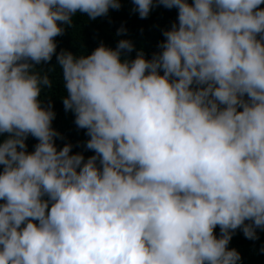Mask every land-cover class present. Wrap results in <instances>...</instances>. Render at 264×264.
Wrapping results in <instances>:
<instances>
[{
  "label": "clouds",
  "instance_id": "clouds-1",
  "mask_svg": "<svg viewBox=\"0 0 264 264\" xmlns=\"http://www.w3.org/2000/svg\"><path fill=\"white\" fill-rule=\"evenodd\" d=\"M131 2L177 10L151 58L57 52L120 0H0V264H240L235 231L264 230V0ZM54 55L87 159L40 99Z\"/></svg>",
  "mask_w": 264,
  "mask_h": 264
},
{
  "label": "trees",
  "instance_id": "trees-1",
  "mask_svg": "<svg viewBox=\"0 0 264 264\" xmlns=\"http://www.w3.org/2000/svg\"><path fill=\"white\" fill-rule=\"evenodd\" d=\"M191 3V0H189ZM119 10L110 9L107 16L98 17L95 20L88 19L86 14L77 13L73 16L72 26H63L65 31L62 35L55 37L57 52L61 49L72 52L74 55L90 54L101 42L104 45L115 48L118 40L129 39L133 42L136 50H143L146 58H151L154 52L159 51L157 45L164 37L162 30L170 28L177 19V10H169L162 6L155 7L150 11L146 19H141L138 13L132 12L134 5L131 0H120ZM264 8V4L260 6ZM123 25L126 33L116 35L117 29ZM134 58L136 51L127 54ZM39 68L47 71L49 68L50 79L53 81L51 89H46L41 93L40 99L44 106L48 101L52 102L55 119L52 127L57 130L63 139H56L55 143L59 149L65 143H71L72 153L80 152L85 159L94 153L84 147V142L88 139L84 129H78L74 123V114L65 112L60 98L65 95L62 85L61 71L56 65L55 55L49 64H42ZM162 74V73H161ZM3 139V137H0ZM37 141L29 136L26 140L27 150L31 152ZM259 239L252 241L246 239L240 229H237L231 238L228 247L236 249L241 256L240 264H264V252L260 251L264 246V230L257 229ZM217 236L220 235L219 226L214 230Z\"/></svg>",
  "mask_w": 264,
  "mask_h": 264
}]
</instances>
